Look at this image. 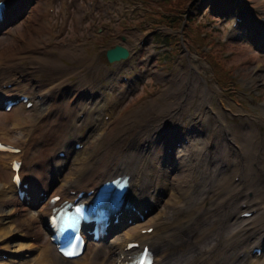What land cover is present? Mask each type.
<instances>
[{
	"label": "rangeland",
	"instance_id": "1",
	"mask_svg": "<svg viewBox=\"0 0 264 264\" xmlns=\"http://www.w3.org/2000/svg\"><path fill=\"white\" fill-rule=\"evenodd\" d=\"M88 1L82 0L80 7L84 8V17L77 22L74 18L76 8L70 7L66 13L62 3L56 1L51 4L53 14H48L44 19L45 12L38 8L36 16H39V22H30L31 27L25 28L27 14L34 5L36 6V2L30 0L22 9L24 14L12 16L13 20L7 24V28L0 31V62L14 58L12 62L16 64V70L13 75L20 80V94H26L35 100L41 91H47L49 103L46 104L50 105V112L47 111L45 115L39 110L48 106L45 104H39L37 109L20 112L15 118L18 125L13 126L14 120L7 121L5 125V112L1 104V142H11L15 145L16 139H20L27 144L44 136L57 126L59 120L68 121V108L76 106L77 98L81 100V104L79 110H76V126L69 128V133L63 134L62 137L71 147L77 135L86 137L82 143L88 148L90 146L91 154H97L98 157L107 146L117 147L124 137L137 134L146 128L147 121L164 116V112L178 113L177 119L167 122L169 126L165 131L168 134L155 150V164H158L157 156L165 154L167 146L173 147L172 153L182 150L177 138L191 141L190 137L194 136L195 141H198L209 136L213 139L215 135L211 132L212 122L210 119L207 122V119L217 116V113L228 115L225 123L230 128L246 126L247 118L256 120L257 116H262L264 48L259 45L258 35L252 38L251 21L264 28V0L188 2L184 14L188 15V21L182 31L183 36L163 27L183 12L184 0H148L147 7L142 2L134 4L131 0H101L103 10L100 11L96 7L94 12L90 10ZM234 15L244 21L236 29H233ZM180 19L178 17L177 21L172 23L175 30L180 28L177 25ZM40 22L44 23L48 32L53 30L52 34H43ZM124 24L126 26H123ZM158 24L163 27H157ZM231 32L236 35L232 36ZM217 41L226 42L225 48L219 44L224 50L219 51ZM115 45L128 48L131 56L126 62L109 65L104 52ZM64 50L70 58L62 55ZM19 56H22L21 59ZM46 56L55 57L57 68L52 69L43 63L44 60H38ZM222 67L223 70L229 69L228 74L221 71ZM154 73L165 76L166 80L157 81ZM123 76L130 78L129 83L122 82ZM252 76L256 79L250 82ZM192 79L197 83L200 93L186 108L185 96L189 97L191 94L187 85ZM181 81L183 83L179 85L178 82ZM224 86L228 88L224 90ZM116 87L123 88V95L119 96ZM159 88L161 89L158 91ZM166 88L171 90V94L166 97L168 103L162 104L157 98ZM201 90L209 97H203ZM73 99L75 101H72ZM222 100L234 107L237 113L229 115L230 110L222 107ZM159 107L165 108L162 115L152 111ZM221 120V123L224 122ZM188 145L189 143L184 144ZM170 151L172 150L167 152ZM95 161V157H91L88 163ZM63 162H66L65 158L47 160L50 173H46L49 176L51 191L60 187L65 178L71 177V166L68 164L62 167ZM176 172L178 173L177 170ZM10 184V172L0 163V187L8 190ZM166 197L167 195H163L162 198L158 197V200H165ZM154 198L157 199L155 196ZM177 204L180 206L181 200ZM28 206L25 203L22 207ZM162 207L163 204L161 206L160 203L157 211H154L148 220L153 219ZM39 208L40 206H36L35 209ZM3 210L7 212L10 208ZM4 211L2 212L5 213ZM35 212L32 211V214L36 215ZM18 215L17 213L11 217L17 221ZM15 225L26 231V226L22 223L17 222ZM135 225L137 224L121 226L111 239L103 244L111 245L116 236H123ZM10 228L8 224L7 230L12 231ZM22 233L14 232L1 238L0 264H27L44 251L48 244L44 233L40 240L24 237ZM24 246L28 248L19 249ZM100 246L89 245L84 259L65 264H82L89 261L90 252Z\"/></svg>",
	"mask_w": 264,
	"mask_h": 264
},
{
	"label": "bare ground",
	"instance_id": "2",
	"mask_svg": "<svg viewBox=\"0 0 264 264\" xmlns=\"http://www.w3.org/2000/svg\"><path fill=\"white\" fill-rule=\"evenodd\" d=\"M15 1L0 0L6 4L7 8L0 17V31L7 28V24L9 25V22L13 20L12 16L24 14L22 9L30 2V0H19L21 5L17 7ZM69 7L64 5L63 9L67 10L66 13ZM38 8L45 12L44 19L48 17L49 10L52 9L49 0L36 2V6L34 5L27 14L25 28L31 27L30 22H39V16H36ZM81 8L76 6L74 16L76 22L84 17V9ZM251 24L252 38L258 35L259 45L264 48V38L260 35L264 28L261 30L253 22ZM40 25L43 27V34H52L53 30L48 32L44 23L40 22ZM231 35L235 36L236 33ZM62 55L65 58L71 57L66 50ZM21 57L18 58L21 59ZM13 59L0 62V104L21 92L20 80L13 75V71L16 70ZM38 60L41 62L44 60L43 63L52 69L57 68L55 57L46 56ZM154 75L157 81L166 80L163 75L155 73ZM255 79L256 77L252 76L250 82ZM6 80L9 81L5 82ZM9 83H14L15 87L11 90H2V86ZM178 83L181 85L183 81ZM187 87L191 90V94L189 97L185 96L186 108L200 93L194 79ZM119 94V96L123 95L122 89L119 90ZM170 94L171 90L166 88L160 92L157 99L162 104L168 103L166 97ZM201 95L205 98L209 97L202 90ZM37 100L38 104L41 101H48L47 91H41ZM79 100L76 99L77 102ZM221 105L230 110L229 115L237 113L234 107L223 100ZM24 106L22 104L15 106L10 113L5 114V125L7 121L13 119V126H17L16 115L24 111ZM78 106L80 103L68 108V121L59 120L57 126L44 136L33 139L27 144L16 139V147L22 149L19 154L0 152V163L11 172V177H13L12 161L22 162L19 174L23 184H28L26 192L28 196L36 194L32 196L33 199L26 208L22 206L27 201L19 198L16 183L12 181L8 190L0 187V240L14 232H24L25 234L22 233L24 237H35L40 240L46 231L49 209L59 206L64 201L71 202L80 192L88 193L102 182L125 176L129 178L130 189L119 211L120 221L126 222L136 217L130 210L132 207L141 213L145 209L157 211L160 203L163 207L153 219L130 228L123 236H116L108 249L102 243L96 245L101 246L90 252L91 259L82 264L124 263L125 259L135 252L125 250L131 242L139 243L140 249L144 245L149 246L154 256V264H247L248 261L250 264H264V256L262 260L252 259L253 249L262 247L264 243V105L261 108L262 116H257L256 120L247 118L246 126L248 127H228L225 123L228 115L225 113H217V116L209 117L207 122L209 119L212 122L211 132L215 135L213 139L207 136L205 139L195 141V137L191 136L190 144L184 146L188 139L177 138V142L182 145V150L179 153L165 152L161 157L157 156L158 164H155V150L168 134L165 131L169 126L167 122L177 119L178 113L167 114L163 107L152 110L160 115L164 112L165 115L153 121H147L146 128L137 134L124 137L117 147L107 146L103 154L98 157L97 154H91L90 146L88 148L84 145L80 151H76L68 146L62 137L63 134L69 133V128L76 126ZM37 107L36 103L34 109ZM39 110L45 115L47 111L50 112V105ZM221 119L224 122L221 123ZM39 141H43L40 148L37 147V145L41 146ZM4 143L11 144V142ZM76 143L82 145L79 141ZM209 147H211L210 150H208ZM167 148L173 149L172 146ZM59 149L64 150L58 151ZM60 152H64L66 156V162H63L62 167L68 164L71 166L69 173L71 177L65 178L60 187L51 191L48 183L49 176L46 173V171L50 173V164L47 160L53 157L55 159V155ZM91 157H95L96 161L89 164ZM28 164H34V167L31 169ZM162 164H166V167H162ZM177 167L180 173L175 174L173 170ZM169 168H172V171ZM236 178L237 181L234 180ZM157 189L158 192L155 194ZM71 192H76V195L71 196ZM41 193L54 194L47 196V199L43 201L40 197ZM163 195H167L166 199L158 200V197L162 198ZM55 196H60L61 201L52 205L50 200ZM153 196H157V199ZM179 200H181L180 206L177 204ZM36 206L41 207L36 210ZM6 208L10 210L5 212L3 209ZM32 211H36V215H33ZM17 213L18 220L14 221L11 215ZM248 213L251 216L245 217ZM17 222L26 226V231L17 228L15 225ZM8 224L12 231L7 230ZM122 225L124 224L111 226L110 232L117 231ZM145 225L148 226L145 227ZM149 228H154L151 234H141L142 229ZM27 248L24 246L19 249ZM86 252L87 248L80 258L65 261L55 253L53 245L48 242L44 251L27 264L76 263L85 258ZM255 258H257L256 255Z\"/></svg>",
	"mask_w": 264,
	"mask_h": 264
},
{
	"label": "water",
	"instance_id": "3",
	"mask_svg": "<svg viewBox=\"0 0 264 264\" xmlns=\"http://www.w3.org/2000/svg\"><path fill=\"white\" fill-rule=\"evenodd\" d=\"M128 58V52L120 47H116L113 50L106 52V59L109 63H113Z\"/></svg>",
	"mask_w": 264,
	"mask_h": 264
},
{
	"label": "trees",
	"instance_id": "4",
	"mask_svg": "<svg viewBox=\"0 0 264 264\" xmlns=\"http://www.w3.org/2000/svg\"><path fill=\"white\" fill-rule=\"evenodd\" d=\"M189 1H190V0H184V6H185V4L188 3ZM184 6H183V7H184Z\"/></svg>",
	"mask_w": 264,
	"mask_h": 264
}]
</instances>
